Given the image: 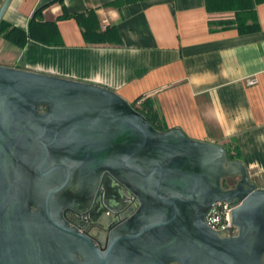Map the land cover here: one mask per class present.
Segmentation results:
<instances>
[{
    "label": "water",
    "instance_id": "water-1",
    "mask_svg": "<svg viewBox=\"0 0 264 264\" xmlns=\"http://www.w3.org/2000/svg\"><path fill=\"white\" fill-rule=\"evenodd\" d=\"M114 184L137 207L101 252L64 214ZM219 202L229 235L207 224ZM0 264H264V188L226 147L160 131L112 90L0 64Z\"/></svg>",
    "mask_w": 264,
    "mask_h": 264
},
{
    "label": "crops",
    "instance_id": "crops-1",
    "mask_svg": "<svg viewBox=\"0 0 264 264\" xmlns=\"http://www.w3.org/2000/svg\"><path fill=\"white\" fill-rule=\"evenodd\" d=\"M247 1L257 31L239 27L254 21L245 1L12 0L2 21L26 33L42 10L24 48L0 35V64L150 99L163 131L238 150L264 188V0ZM90 12L120 43L85 37L76 15Z\"/></svg>",
    "mask_w": 264,
    "mask_h": 264
},
{
    "label": "flooded vegetation",
    "instance_id": "flooded-vegetation-1",
    "mask_svg": "<svg viewBox=\"0 0 264 264\" xmlns=\"http://www.w3.org/2000/svg\"><path fill=\"white\" fill-rule=\"evenodd\" d=\"M225 183L234 185V180H227ZM113 188L98 197L96 207L71 209L64 214V219L69 225L93 238L101 252L106 250L110 235L137 207L134 196L124 189L115 192V184ZM79 260L84 262L85 258L79 257Z\"/></svg>",
    "mask_w": 264,
    "mask_h": 264
},
{
    "label": "trees",
    "instance_id": "trees-1",
    "mask_svg": "<svg viewBox=\"0 0 264 264\" xmlns=\"http://www.w3.org/2000/svg\"><path fill=\"white\" fill-rule=\"evenodd\" d=\"M231 2H247V4H241L242 9H245L246 15L248 19H253V23L250 25H246L245 23L241 22L239 27H241L242 31L244 32H253L258 30V20L256 15L253 11V5L248 2L247 0H227ZM236 5V4H235ZM38 10L35 15L33 16L30 22V29L28 33L25 31L7 25L4 21L0 23V35L4 36L9 41L13 42L17 46L24 48L29 40H36L35 37V30L34 24L37 22L38 16L40 15V11ZM78 22L82 25L84 29V35L87 39L91 37L95 42H115L120 43V38L118 34V30L116 27L111 28L109 31L99 32L97 30L98 24L97 19L94 12H90L87 16L86 15H76ZM139 112H141L148 121L158 130L163 131L162 127L158 122L157 114L154 110V107L150 101V99L139 98L136 102L132 104ZM228 155L231 160H240V153L238 150H232L230 147H227Z\"/></svg>",
    "mask_w": 264,
    "mask_h": 264
},
{
    "label": "built area",
    "instance_id": "built-area-1",
    "mask_svg": "<svg viewBox=\"0 0 264 264\" xmlns=\"http://www.w3.org/2000/svg\"><path fill=\"white\" fill-rule=\"evenodd\" d=\"M249 84L254 85L256 81L251 80ZM231 212L230 204L223 202L215 204L207 219L208 226L214 231L229 235V229L232 228Z\"/></svg>",
    "mask_w": 264,
    "mask_h": 264
}]
</instances>
